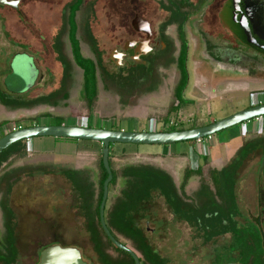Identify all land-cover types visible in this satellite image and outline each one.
Returning <instances> with one entry per match:
<instances>
[{"label": "rangeland", "instance_id": "374dc122", "mask_svg": "<svg viewBox=\"0 0 264 264\" xmlns=\"http://www.w3.org/2000/svg\"><path fill=\"white\" fill-rule=\"evenodd\" d=\"M67 1L58 0L59 3L53 5L32 1L21 12L5 6V55L8 58L14 50L22 54L17 56L14 72L8 67L0 68V73H4L0 79L2 90L8 93L7 99L10 97L9 101L21 105H5L0 98V137L19 125L52 123L57 116L67 120L66 124L76 120L78 124L113 129L168 131L171 125L186 129L208 124L250 106L252 93H258L259 100L264 102V57H258L257 62L250 55L247 57L253 60L251 62L248 59L240 63L222 60L221 55L226 54L220 52L232 53L233 49L230 45L222 48L227 44L216 36L208 41L210 39L200 33L201 28L196 26L195 20L201 19L203 7L194 12L185 25L189 82L184 97L188 102H178L175 91L181 74L176 63L162 66L161 61H155L149 72L146 68L115 66L109 55L124 38L118 13L120 6L115 8L112 0H84L76 16L81 51L96 63L100 59L98 93L90 106L83 89V69L76 64L69 40L70 11L64 6ZM151 8L153 11L148 17L159 34L164 15L161 14V0H151ZM167 31L173 51L166 55L172 54L175 58L181 46L175 24H169ZM142 71L147 74L137 82ZM244 123L188 143H113L111 159L118 178L109 193L108 205L111 207L121 196L125 180L121 171L125 165L149 164L166 170L172 175L179 193L184 191L187 203L198 207L207 200L199 192L203 181L215 193L211 170L216 169L223 180L227 205L231 203L227 179L236 178L235 190L242 207V216L237 219L244 223L245 217L253 218L258 214L259 189L264 190V163L260 165L259 156L247 152L244 145L235 150L233 158L224 161V166L214 163L222 158L221 138L237 132ZM258 137L264 138V129ZM94 142L97 141L90 144ZM91 157L90 165H82L79 173L93 184L96 202L100 190L102 145L92 151ZM51 158V155H31L26 149L25 154H15L0 166V250L7 251L3 254L5 259L12 257V250L6 247L9 244L6 224L10 221L15 233L14 244L20 248L18 258L22 261L29 258L30 253H36L38 258L47 245L61 244L80 248L89 264H103L94 251L87 218L80 213L79 198L66 171L73 169V163ZM198 167L202 168V173L192 175L183 187L185 170ZM12 181V192H8ZM155 199L157 204L141 225L152 245L169 258L170 264H210L213 251L231 243V233L205 243L195 228L184 221L174 222V215L164 205L162 197L155 193ZM2 200L12 208V215L3 210ZM211 201L215 210V204L222 203L217 194H213ZM118 235L122 241L136 246L133 240ZM108 251L114 257L122 256L115 247H109Z\"/></svg>", "mask_w": 264, "mask_h": 264}, {"label": "trees", "instance_id": "16d2710c", "mask_svg": "<svg viewBox=\"0 0 264 264\" xmlns=\"http://www.w3.org/2000/svg\"><path fill=\"white\" fill-rule=\"evenodd\" d=\"M83 3L84 0H74L69 5V40L71 42L72 52L76 64L81 66L83 69L84 94L88 100V104L91 106L98 93L97 66L100 59L96 63L93 59L84 56L81 51L80 38L77 36L78 23L76 16ZM184 19H186V17ZM179 32L181 38L179 56L177 59L172 57V61L177 62L179 66L178 69L181 74L180 80L176 86L175 96L179 102H188V100L184 97V91L189 82V71L186 66L188 43L185 38L184 21L180 23ZM146 69H148L147 72L150 71L149 68ZM147 72L142 71V73L137 77V82H139L138 79L143 78ZM21 90H23V88ZM7 97L8 93L0 91V98L3 104L21 105L20 103L9 101L10 97L8 99ZM46 116H50V114H46ZM52 123L62 124L66 122L62 116H57L54 117V121ZM176 129H178V127L171 125L167 130ZM60 138L77 139L69 137ZM257 146L262 147L264 150L263 137H258L244 142V148L249 153ZM26 149L27 144L25 140H19L13 143L0 154V166L15 154H25ZM112 156L113 154L110 152L113 179L109 185V193L112 190L113 185L116 184L118 178V175L112 166ZM100 168V190L96 202H94L93 199V184L80 177L79 170H66L70 176L76 196L80 200H78L77 205L80 208V213L84 214L87 218L90 239L93 244L94 251L97 253L100 261L103 264H135V260L132 255L129 252L117 247L102 228L100 220V204L103 196L104 181L108 176L102 157L100 158ZM121 173L125 178L123 183L124 187L121 190V196L116 198L111 207L108 205L110 201L108 197L105 208V219L107 225L116 238L121 240L118 235L120 234L136 243V246H132L121 240L139 255L141 264H170L169 258L160 253V251L152 245L149 236L146 234L141 225L142 221L148 217L149 211L157 204L155 193L158 194L159 198H163L164 205L167 206L174 215V222L177 223L184 221L191 227L195 228L200 237L204 239L205 243L216 239L218 236L227 235L228 233L232 234L231 243L218 247L213 251V258L210 260V264L229 262H240L242 264H264V197H261V195H264V190L262 191L259 189V203L261 204L262 209L253 218L245 217L246 220L242 223L237 219L238 216H242V207L239 205L235 190L237 184L236 178L232 177L227 179L231 201L230 205H227L223 180L216 169L211 170V179L215 186V193L203 181L200 185L199 192L205 196L207 200H205L206 202L201 204L199 207L187 203L184 197V191L179 193L172 175L164 169L157 168L149 164H128L122 168ZM201 173V167L196 169L187 168L185 170L183 187H185L192 175ZM13 183V181L10 183L8 192H12ZM213 194H217L222 200V203L215 204L216 210L213 208L214 206L211 201ZM1 206L3 210L12 215V208L8 206L4 200L1 201ZM6 226L8 230L7 240L9 242L10 250H12V252H16L17 246L14 244L15 233L13 226L10 221L7 222ZM109 247H115L122 253V256L114 257L109 253ZM41 251L38 255V262Z\"/></svg>", "mask_w": 264, "mask_h": 264}, {"label": "flooded vegetation", "instance_id": "af4514ba", "mask_svg": "<svg viewBox=\"0 0 264 264\" xmlns=\"http://www.w3.org/2000/svg\"><path fill=\"white\" fill-rule=\"evenodd\" d=\"M32 1L48 5L59 3L58 0H20L18 7H14L0 1V68L8 67L14 72V68H17V56L22 54L21 51L14 50L8 58L5 55V6L13 7L21 12L24 6ZM73 1L68 0L64 6L69 8ZM112 2H115V8L118 9V6H120L119 12H117L120 13L122 19L121 27L123 28L124 37L122 43L115 45L109 55L115 66L130 67V69H150L153 62L158 61L159 63L161 61L162 66L174 62L176 67L179 68L177 62L172 61V54L166 55V53H172L173 51L171 40L167 36L169 34L167 27L171 23L175 24L176 36L181 41L179 26L184 21V32L187 40L185 25L192 14L201 7H203L202 16L200 15L201 19L195 20L196 26L201 28L199 29L200 33L205 35L204 38L210 39L208 41H212L213 37L216 36L227 44L222 48H228V45H230L233 49L232 53L222 50L220 53L226 54L221 55L222 60L227 63L230 60L242 62L248 59L251 62L253 60L247 57L250 55L257 62L258 57L260 59L261 56L264 57V0H161V14L164 15L161 16L159 34L148 17L149 13L153 11L151 0H112ZM243 3H245V12L241 11ZM185 17L186 19H184ZM251 28L254 31L255 40H257L256 45L250 44L247 40V34H249ZM209 35H212V38ZM118 42L120 41L118 40ZM178 56L179 52L175 58L177 59ZM2 74L0 73V75ZM2 83L3 81L0 79V91L4 92ZM6 247L10 249L9 244ZM4 251L5 253L0 250V254H7L5 249ZM19 252L20 248L17 246V251L11 252L12 257L5 259L4 255H0V264H14L15 262L38 264L36 253L35 255L30 253L29 258L22 261L18 258Z\"/></svg>", "mask_w": 264, "mask_h": 264}, {"label": "water", "instance_id": "95a60500", "mask_svg": "<svg viewBox=\"0 0 264 264\" xmlns=\"http://www.w3.org/2000/svg\"><path fill=\"white\" fill-rule=\"evenodd\" d=\"M1 2L18 7L20 0H0ZM244 1V0H243ZM245 3L242 6L244 10ZM247 40L256 45L254 31H249ZM15 69V68H14ZM264 116V102L252 103L250 106L238 110L228 116L212 121L202 126L186 129L168 131L148 130H126L105 127H96L82 124H34L20 126L0 137V154L13 143L19 140L31 139L33 137L53 136L69 137L85 140L99 141L102 143V160L108 176L104 181L102 201L100 204V220L102 228L112 242L119 248L129 252L135 260V264H141L139 255L124 242L115 237L107 225L105 219V208L109 197V185L113 179V170L110 163V152L112 143H144V144H172L181 141L197 140L212 136L224 129L236 124L249 121L253 118ZM38 264H89L82 255L80 248L72 245L51 244L45 247L41 253ZM221 264H242L229 262Z\"/></svg>", "mask_w": 264, "mask_h": 264}, {"label": "crops", "instance_id": "0c3cea01", "mask_svg": "<svg viewBox=\"0 0 264 264\" xmlns=\"http://www.w3.org/2000/svg\"><path fill=\"white\" fill-rule=\"evenodd\" d=\"M40 81L41 82L43 81L42 77ZM255 99H252V102H254ZM258 100H259V95H258ZM112 118L115 119V121L117 120L116 117H112ZM95 119L96 118H94V120ZM96 120L100 123L98 118ZM73 121L74 123H70V124H78L76 120ZM65 122L67 123V120H65ZM85 122L88 123V121L86 120ZM98 122H95V124ZM81 124L84 125V123ZM119 128L127 129L125 127H119ZM263 129H264V120L262 116L246 121V123H244L241 126L240 130H238L237 132L233 131L232 133L231 132L228 133L226 136L221 138V142H220L221 143L220 152L222 158L221 160L216 159L214 163H216L217 166H224L225 165L224 161H226V159H230L234 157L235 150H237L240 146L244 145L245 141L258 138V136H260V133ZM128 130H134V129L128 128ZM242 140L245 141L243 142ZM190 141H186V143ZM90 142L91 141L84 139H67V138H56L52 136H41V137H34L28 139V142L26 144H27V150L30 152L31 155L34 154L40 156L42 154L51 155V157L54 160L60 159V161L62 162L65 161L67 163H73V166L71 167H73L74 170H79L83 167L82 165H84L85 163H86L85 165H87V163L88 165H90V161H92V157H91L92 151L96 150L98 146L102 145V143L99 141L94 142L93 144H90ZM87 144H89L90 146L87 147ZM250 154H257L259 156L260 165L261 163H264V150L262 147L257 146ZM221 163L224 164L222 165ZM263 184L264 181H262V185ZM257 205L259 212L262 209L261 204L258 202Z\"/></svg>", "mask_w": 264, "mask_h": 264}, {"label": "built area", "instance_id": "2783aa9c", "mask_svg": "<svg viewBox=\"0 0 264 264\" xmlns=\"http://www.w3.org/2000/svg\"><path fill=\"white\" fill-rule=\"evenodd\" d=\"M252 97H253V99H255V101H254V103H259V102H263V101H260V100H258V93H252ZM178 102H179V100H178ZM85 125V124H84ZM197 140H202V138H200V139H197Z\"/></svg>", "mask_w": 264, "mask_h": 264}]
</instances>
